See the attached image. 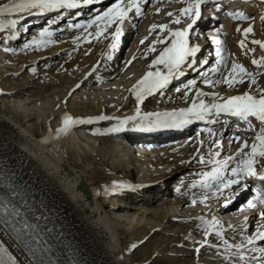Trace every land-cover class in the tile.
<instances>
[{"label":"bare ground","instance_id":"obj_1","mask_svg":"<svg viewBox=\"0 0 264 264\" xmlns=\"http://www.w3.org/2000/svg\"><path fill=\"white\" fill-rule=\"evenodd\" d=\"M6 3H8V0H0V5ZM19 14L23 15L25 13L0 15V21H3L0 32H4L3 35H0L1 38H4V41L0 44V61L11 66H7V71L1 72L3 75L5 74V78L6 74L9 78H16L27 71L26 69L31 70L32 73H37L39 68L48 67L55 59L62 58L58 62V69H50V73L47 72L49 74L46 78H48L47 82H50L49 84H53L52 86L47 84L50 88L52 87L50 97L53 96L55 100H60L61 103H67V105L65 107L63 105L64 108L61 106L62 109L57 110L59 105L57 107L54 104L50 107V111H46L47 113L43 111L38 116H34L27 109V115H19L20 120L23 119L22 121H17L9 117L8 113H5L7 109L11 111V107H15L17 104L0 105V157L21 178L23 183L22 218L28 224L36 226L35 229L27 230L28 235H24L23 231L21 233L22 240L28 245L26 248L25 243L16 238V235L7 224H0V243H3L16 257L17 264H34L35 258L29 249L33 251L40 249L36 252V257H43L46 264H52V262H55V264H73L77 263L78 260H82L84 264H151L153 260L162 259L160 252L164 249H160L161 243L155 241L150 250L140 251V254L136 253L139 250L138 245L149 243L157 231L166 232L161 229L167 224H173L172 221L180 216H184L185 221L183 223L190 224L187 226L188 235H182L180 240H187L190 244L194 242L191 249L189 246L186 247L188 251H192V258L187 259L184 264L203 263L201 257L204 251L208 249L202 247L199 252L196 249L199 248L204 239L216 242L220 246V248L211 250L212 256L210 255L211 257H208L207 260H222L225 264H256V261L251 260V257L256 255L261 257V264H264V253H253L251 251L253 246L243 250L245 254H249L250 258L241 261L238 256L232 255V253L239 251L226 248L221 238L216 235L205 237L204 233L208 226L203 223L201 218L208 221L215 218L218 221L217 228L222 229L223 237L230 245L233 242H235L234 245L238 244V239L242 236V234L233 233L226 228L229 221L224 216L229 213L234 204V201L226 198L227 193L223 192L222 194H216V196L199 193L197 185L194 184V179H192L193 183L184 184L188 181H185L184 178L187 177L190 171H195L207 163L209 159H207L206 152L201 151L197 157L191 159L195 146H192L189 142L185 143V139L180 137L178 139L181 140L172 145L175 148L171 151V158L155 164L157 173L152 174V172L148 173L146 170H139V165L129 142L133 140L144 141L142 136L136 139V136L143 134L137 132L139 131L137 125L144 127V122L141 121L142 115L137 116L136 114L138 107L136 100L132 106H122L124 97H130L132 92L129 90L143 76L141 67L143 68L144 65L134 64L133 68L130 69L138 46L130 48V51L123 58L122 68L118 69L123 45L120 44L119 52H116L109 47L111 43L108 40L104 42L98 40L102 39V35L99 38L96 37V26L90 27L89 32L83 36H79L77 33V35L66 38H62L63 36L60 35L45 37L44 39H50L52 42L39 47L32 42L41 39V37L23 36L24 38L18 42H9L10 36L7 31L11 28L8 26V20H11L12 17L15 19ZM208 16L209 14L204 10L200 16V21L204 18H208V22L213 21V18ZM256 27H258L257 30L264 29L261 19H259ZM123 33L127 35L128 31L125 32L124 29ZM230 33H232L231 30ZM74 37L76 38L73 41ZM122 41L124 43L125 38ZM101 42L104 44L102 48ZM26 44L30 46L26 48ZM231 48L237 54L241 53V50L236 48L235 45L231 44ZM251 57L253 56L250 55L244 58V61L249 62ZM98 60H100V64L97 70L90 78L84 79L85 73ZM107 60L112 61L110 63L105 62ZM129 61L131 62L129 63ZM128 68L129 72L126 74ZM13 73H15L14 76ZM35 79L37 78L25 74V77L21 78L18 87L8 85L10 86L9 90L0 87V97L4 99L11 98L24 108H28V105L34 103L40 105L42 99H33L28 102L22 99L26 94H30V97L36 95V93L32 94L27 90L30 86L38 85H36ZM80 81L82 84H79ZM42 86L44 85H40V87ZM57 86H63V88L58 90ZM83 86L84 88L89 87L85 91L88 95L83 92L84 95L79 96L78 93L84 89ZM197 89L204 90V87L198 86ZM101 90H104L107 97L111 96L112 99H110L115 101H109L110 103L105 104L106 102H103L105 96L97 92ZM185 90L187 91L188 88H185ZM111 91H116V93L110 95ZM169 94L161 97L164 104L172 103L180 96L179 93L175 92ZM38 95L40 94L36 96ZM69 97L86 98L88 102L83 103L79 100L80 102L73 103L69 100L68 103L66 98ZM143 112L149 113L144 109ZM66 113L73 118L87 119L104 115L113 117V119L93 120L91 124L74 125L66 134L61 133L52 136L56 133L55 130L61 126L62 118ZM140 113H142L141 110ZM129 116H135L136 119L129 120L123 125L125 129L122 130H125V132L112 134L118 139L120 138L121 141L115 142V149L112 147L110 152H102L101 149L100 155L99 151L93 146L94 140L85 141L81 131L94 133V124L103 125L111 120L117 121L120 125V121ZM34 119L36 121L41 119L38 123L41 130H37L34 127L35 125L33 126L34 122L32 120ZM54 121H58V123ZM218 129L222 131L223 126H218ZM56 138H61L63 142V151L61 155L57 156V159L60 160L62 157L65 159L68 181L71 180L72 184L82 187L84 196L87 197V203L92 205V210L86 209L85 205L87 203L83 205L81 201L76 200L77 194L70 189L68 184H63L60 178H54L48 173V169L52 164L50 157L40 155L37 152L36 148L41 151V146L38 143L48 144ZM175 138L172 137L170 140ZM123 156L126 157V162L131 164L128 169L124 164ZM201 157L204 158L203 163ZM109 159L111 162H108ZM125 172H128L131 176L132 174H138L139 178L134 181L130 178L131 176L125 175ZM173 181H175L173 187L169 188L168 184ZM122 185L125 187H122ZM127 185L133 187H126ZM147 191L152 194H146ZM205 196H208V200L202 203L201 200ZM159 199L161 200L159 206L154 208V204ZM128 200L134 201L132 204L136 205L135 209H138V211L134 210L132 212V216H130L132 210L126 203ZM193 201H196V203H193ZM226 201H230V203L224 205ZM152 206L153 208H151ZM188 207L197 209L190 211ZM108 209H111L112 212H109ZM179 211H183V214L178 213ZM112 213L116 216L115 218H118L117 222ZM147 216L151 217L154 222L144 221ZM163 223L165 225L161 226ZM118 231H121L120 238L117 237ZM172 233L176 235L179 232ZM194 233H197L198 236L196 237ZM227 234H230V237H225ZM234 234H238V236L233 238ZM244 235L247 236L248 233H244ZM33 236L36 237L35 240L32 239ZM168 239L165 237L162 243L168 245L169 242L175 241V245H179L177 239ZM37 240L39 243H37ZM133 245L135 247H132ZM260 246L258 244L255 247ZM232 257H237V259L234 261ZM203 264L212 263L209 261Z\"/></svg>","mask_w":264,"mask_h":264},{"label":"snow or ice","instance_id":"obj_2","mask_svg":"<svg viewBox=\"0 0 264 264\" xmlns=\"http://www.w3.org/2000/svg\"><path fill=\"white\" fill-rule=\"evenodd\" d=\"M83 4H93L94 0H82ZM207 0H188L187 6L179 9L181 15L191 17L192 22L187 25L186 28L175 30L168 28V25H152L151 29L159 27L161 30L168 28V35L165 37H160L158 35L157 40L152 42L153 45L156 43L165 44V41L170 39V42L163 47L159 55L151 61L149 68L151 69L155 65H162L166 71H161L160 68H156L155 71H147L145 74L136 81V83L129 90L136 97L137 105L142 102L146 95H151L157 90H162L175 78L184 75L183 67L187 66L192 68L196 63L192 60L196 56L197 52L200 50L198 45H190L188 40V30L193 27L196 23V20L201 15V5L205 4ZM78 6V0H8V3L0 5V15L5 13L7 14H18L25 13L29 9H39L41 11L50 9V8H76ZM217 10H220V4L217 2ZM135 9L137 14H140V4L139 0H114V3L111 4L106 10H103L101 13L97 14L94 18L88 21V25L85 26V31L87 28L95 25L96 32L95 35L99 38L103 32H106L110 27L115 25V32L111 33L112 43L109 45L110 48H115L116 44L121 35V24L128 17L130 11ZM159 11V9H157ZM167 15L172 16V13L169 12ZM228 15L232 19H251L250 16L245 15L243 12H229ZM22 18V17H21ZM261 22L264 23V13H262ZM174 23L179 24L180 20L177 18ZM18 21L17 19H11L8 21L13 28L16 27ZM0 27H3V21H0ZM76 27H81V25H76ZM150 29V31H151ZM240 30L239 28L237 29ZM253 31L252 25L250 24L247 28L243 29L245 37ZM52 32L47 28L43 29L40 32L41 39L33 40V44L37 47L51 43L50 39H44L45 37H51ZM146 39V38H145ZM217 45H222L224 42L222 40L216 39ZM141 43H144V40H141ZM252 44L259 45L261 49H264V41L261 40H252ZM241 48L245 47V40L240 41ZM30 45L26 44L25 47ZM8 50V49H6ZM148 52H155L156 49L150 45L147 49ZM249 51H254V49H249ZM223 49H218L216 52L217 57H219L217 63L225 64L226 57L222 54ZM147 55V52L145 53ZM110 58V57H109ZM131 61H129L130 63ZM207 63V61H203ZM252 64L256 65L258 69L264 68V56H261L259 59L253 58ZM213 72H219L220 68L216 67L212 69ZM258 72L248 71L243 64L232 61L231 67L228 69V74L223 77L222 81H216L215 83H224L228 87H234L235 84H244L245 78L249 83V87L257 83L256 76ZM207 84L213 83L211 80L204 81ZM191 83H195L192 81ZM79 87V85H77ZM256 92L258 95L251 92L245 91L241 95H229L226 97H221L217 93H211L213 100L211 102H206L204 99H200L201 96L206 95L197 89V95L192 98V103L186 108H181L178 110L167 111V112H155V113H144L141 116L140 109L137 107L136 114L141 116V121L145 123L146 126L141 127L137 125L138 130L151 131L157 128H179L184 125L190 124L193 120H204L209 114H214L215 116H220L221 114H227L231 117H236L240 121L247 122L251 126V119L254 118L259 122L258 130L255 132L252 143L249 145L247 141H244L237 148L236 153L233 156H228L223 159L217 160L215 157L220 156V152L216 151L212 153V157L207 163L216 165L212 169V172L205 173L204 175L211 176L213 180L219 182L216 186V190L212 193L213 196H216L217 193L223 192V189H227L232 185H237L240 183V179L244 177H257L258 170L257 165L260 164L264 167V88H257ZM198 101V102H197ZM113 119V117L108 116H97L89 117L87 119L73 118L67 113L62 118L61 126L57 128L56 134L67 133L74 125L78 124H91L93 120H107ZM135 116L126 117L124 120L120 121V126L113 127L108 129V131H121L122 126L125 125L129 120H135ZM235 141H240L239 136L233 138ZM216 147H221L220 141L214 142ZM250 148L249 151H244V149ZM237 160L236 166L231 168V172L238 176L239 179H228L224 180V169L233 161ZM201 162H204V158L201 157ZM259 179L264 181V175H259ZM122 187H125L122 185ZM126 187H133L127 185ZM205 188H212L213 185L209 184L207 181L204 182ZM208 200V196L203 197L201 202ZM196 203V201H193ZM230 201H226V204ZM257 203L264 205V193H257L253 199L247 201L248 209H256ZM259 215L264 218V209H261ZM3 216L15 217L22 216L20 210L13 206L9 208L7 204H0V224H7L13 233L16 234V238L20 239L22 242V231L24 235H28V229H35V225H30L26 220L21 219L16 221L15 224H19L20 227L14 226V222L9 218L7 220L3 219ZM203 220V223L208 226L205 231V237L210 233H214L218 238H221L223 244L227 248L233 247V245L228 244L227 240L223 237L222 229L217 228L218 221L213 218L211 221ZM248 218L245 217V220ZM232 227V225H229ZM32 239H36L35 236ZM246 243L236 244L234 247L236 249H244L248 245H255L256 241L264 242V231H259L252 236L246 237ZM207 243V240L204 241ZM25 247L28 245L26 242ZM37 243L39 241L37 240ZM132 247H135L133 245ZM32 252L34 259V264H46V261L43 257H36V252L40 249H29ZM197 252L200 251L199 248L196 249ZM251 251L253 253H264V248H259L253 246ZM233 256H238L239 260H245V253L243 251L232 253ZM228 258L227 256L225 257ZM252 261H256V264H261V257L253 255L251 257ZM0 264H17L16 257L4 246L3 243H0ZM55 264V262H52Z\"/></svg>","mask_w":264,"mask_h":264},{"label":"rangeland","instance_id":"obj_3","mask_svg":"<svg viewBox=\"0 0 264 264\" xmlns=\"http://www.w3.org/2000/svg\"><path fill=\"white\" fill-rule=\"evenodd\" d=\"M264 24V23H263ZM261 31V30H260ZM264 35V34H263ZM1 40H3V39H1ZM1 40H0V42H1ZM141 56H143V52L141 51V50H137L136 51V54H135V58H136V60H138V61H141L140 60V57ZM13 57V56H12ZM13 59H14V57H13ZM62 58H58V59H55L54 60V62L52 61L49 65H48V67H43V68H39L38 69V71H37V73H32L31 72V70H29V69H26L27 71H24L23 72V74L22 75H19V76H17L16 78H9L8 76H7V74H6V78H5V74L3 75V73L2 72H4V71H7V68L10 66H8V64L7 63H4L3 61H0V87H2V89H3V87L5 88V90H9L10 89V86H8V85H13V86H16V87H18L19 85H20V83H21V78L24 76L25 77V74H26V76L28 75V76H31V77H34V78H37V79H35L34 81L36 82V85L37 86H30L27 90L29 91V92H31L32 94L33 93H36V95L37 94H40V95H38V96H31L30 97V94H26V95H24L23 97H22V99H23V101H25V102H28V101H30V100H33V99H42V100H40V105L38 104L37 105V103H34V104H30V105H28V108H24V106L22 107V106H20V103H15L14 102V100H12L11 98L9 99H4L3 97H0V105H5V104H7V103H11L10 105H12V104H17V106L15 105V107H11V111L9 110V109H7L6 111H5V113L9 116V117H11V118H14L15 120H17V121H19L20 120V116L19 115H21V116H24V115H27V113H28V110L27 109H29V111H30V113H32L34 116H38L39 114H41V112L43 113V111L44 112H46V111H50V107H52V105L54 106V104H56V106L58 107V105H59V107L57 108V110H59L60 108H61V106H62V108H64L66 105H67V103H61L60 102V100L58 101L57 99V101L55 100V98L52 96V97H50L51 96V93H52V87L50 88L49 86H52L53 84H49L50 82H47V79L48 78H46L47 77V75L50 73L49 72V70L51 69H55V68H57L58 69V62L61 60ZM65 61V60H64ZM2 62V63H1ZM122 64V59L119 61V64H118V69L120 68L121 69V65ZM6 65V66H5ZM8 66V67H7ZM4 68V70H3V68ZM11 67V66H10ZM131 67V66H130ZM6 69V70H5ZM48 70V71H47ZM134 70H136V69H134ZM2 71V72H1ZM29 71V72H28ZM47 72H49V73H47ZM127 72L128 71H126V74H127ZM47 73V74H46ZM54 73V72H53ZM132 73H133V71H132ZM2 74V75H1ZM14 74L15 73H13L12 75L14 76ZM49 77V76H48ZM3 79V80H2ZM8 82V83H7ZM46 82V83H45ZM264 82V77H261V81H260V84H259V86L261 85V83H263ZM11 83V84H10ZM49 86H48V85ZM40 85H44V86H42V87H40ZM87 87V86H86ZM84 88L83 90H80L79 91V93H78V95L79 96H82V95H84L83 94V92H85L86 91V89H88L89 87H87V88ZM58 90H60L61 88H63V86H57L56 87ZM116 91H118V90H116ZM116 91H111V93H110V95H114L115 93H116ZM97 92H100V94L101 95H103V96H105L103 99H105V100H103V102L105 103V104H107V103H110L111 101H113V100H111L112 99V97L110 96V97H107V94L105 93V91L104 90H101V91H97ZM42 93V94H41ZM87 92H85V94H86ZM59 95H60V93H59ZM86 95H88V94H86ZM57 97H59V96H57ZM3 98V99H2ZM45 98V99H44ZM54 98V99H53ZM71 98L72 97H69V98H66L67 100H66V102H68L69 100V102H83V103H85V102H88V99H86V98H82V97H80V98H72V100H71ZM108 98H109V100H108ZM111 98V99H110ZM128 98H130V97H124V101L122 102V106L123 105H125V106H132L133 105V102L135 101V100H133V99H129V104H128ZM78 100V101H77ZM80 100V101H79ZM85 100V101H84ZM107 100V101H106ZM6 101H8V102H6ZM10 101V102H9ZM16 101V100H15ZM48 101V102H47ZM110 101V102H109ZM68 102V103H69ZM39 103V102H38ZM60 103V104H59ZM63 105H64V107H63ZM45 107V108H43V107ZM47 107V108H46ZM41 108V109H40ZM61 108V109H62ZM49 109V110H48ZM10 112V113H9ZM15 113V114H14ZM21 113V114H20ZM47 113V112H46ZM92 114V113H91ZM35 120V119H34ZM34 120H32L33 122H34V124H33V126L35 127V128H37V130H41V128H39L40 127V124H38L40 121H41V119L40 120H38V121H34ZM58 120V119H57ZM32 122V123H33ZM55 123H58V121H54ZM31 123V122H30ZM36 124H37V127H36ZM52 124H54L53 122H52ZM27 126H28V124H27ZM27 126H26V128H27ZM120 126V125H119ZM31 127V126H30ZM113 127H117V124H116V121L114 122V121H110V122H108V123H106L105 125H97V126H95L94 125V127H93V131H94V133H90V132H88V131H81L82 132V134L84 135V137H85V141L86 140H90V141H92V140H94L93 141V146H94V148H96L97 149V151H99V154L101 155V149H102V152H106V151H108V152H110L111 150H112V147H113V149H115V142H117L118 140H120L121 141V139L119 138H117V137H115L114 135H112V134H116V133H118V132H121V131H124L125 132V130H121V131H116V132H114V131H107L108 129H110V128H113ZM122 129H125V127H123L122 126ZM88 136V137H87ZM111 148V149H110ZM114 154V153H113ZM123 158V161H124V164L126 165V169H128V167L129 166H131V164H129V163H127L126 162V157L125 156H123L122 157ZM125 158V159H124ZM108 162H111V160L109 159L108 160ZM127 171V170H126ZM150 172H152V174L153 173H157L158 171H157V168H151L150 169ZM149 172V173H150ZM125 175L127 174V176H131L128 172H125L124 173ZM130 178H132V179H134V181L135 180H137V178H139V175L138 174H132V176L130 177ZM174 182L175 181H173V182H170L169 184H168V187L169 188H171V187H173V185H174ZM144 190V189H143ZM146 194H152L150 191H147L146 192ZM134 201H132V200H128L126 203L127 204H132ZM161 202V200L159 199V200H157L156 201V204H154V208H156V207H158L159 205V203ZM126 209H127V207H125ZM151 208H153V206L151 207ZM189 209H190V211H192V209H193V207H188ZM188 209V210H189ZM195 209V208H194ZM109 210V212H112V210L111 209H108ZM132 212H134L133 210L131 211V213H130V216H132L131 214H132ZM178 213H182L183 214V211H179ZM113 214V213H112ZM121 214V213H120ZM118 215V214H117ZM125 215V214H124ZM111 216V215H110ZM113 216H114V214H113ZM127 216H129V215H127ZM116 216H114V219H115V221L117 222V219L118 218H115ZM121 217V216H120ZM143 220V219H142ZM151 221V222H154L152 219H151V217H149V216H147L146 217V219L144 220V221ZM185 221V219H184V216H180V217H178L176 220H174V221H172V223L173 224H167L166 226H164V228L163 229H161V230H164V231H166V232H159V231H157L156 232V234L154 235V237L151 239V241L149 242V243H143V244H139L138 245V249L139 250H137L138 252H136V253H138V254H140V251L142 252H145V251H148V250H150L151 248H152V245H153V243L155 242V241H159L160 243H161V246H160V249L161 248H163L164 250H166V251H164V250H161V252H160V255H161V257H162V259L161 260H153L152 262H151V264H184L185 263V261H187V259H191L192 258V256H191V253H192V251H188L187 249H186V247H190V249L192 248V244H194V242H192L191 244H190V242L189 241H187V240H180L181 239V236L182 235H185V234H187L188 235V233H189V231H188V229H187V226L188 225H190V224H188V225H186L185 223H183ZM162 225H165L164 223L163 224H161V226ZM176 229V230H175ZM122 231V230H121ZM121 231H118V234H117V237L118 238H120V236H121ZM175 231H177V232H179L178 234H174V233H172V232H175ZM194 235H196V237L198 236L197 235V233H194ZM116 237V238H117ZM165 237H167V238H169L168 240H172V238L173 239H177V241L179 242V245H175V241H173V242H169L168 243V245L165 243H162V240L165 238ZM117 241H118V239H117ZM191 246H190V245ZM187 245V246H186ZM205 248H207V247H205ZM182 249V250H181ZM164 251V252H163ZM201 251V250H200ZM182 253H184V254H182ZM186 253V254H185ZM182 254V255H181ZM212 256V252H211V250H206L205 251V253L202 255V262L203 263H208L209 261H211V263L212 264H217L218 262V264H225V262L224 261H216L215 259H210V260H207V258L208 257H211ZM200 258V259H201ZM206 260V261H205ZM234 260V259H233ZM232 260V261H233ZM202 263V264H203ZM228 264H231V263H228ZM236 264V263H235Z\"/></svg>","mask_w":264,"mask_h":264}]
</instances>
